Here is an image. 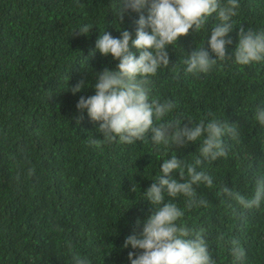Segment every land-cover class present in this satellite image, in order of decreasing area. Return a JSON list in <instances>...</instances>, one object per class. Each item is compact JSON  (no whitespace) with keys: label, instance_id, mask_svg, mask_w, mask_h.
<instances>
[{"label":"trees","instance_id":"16d2710c","mask_svg":"<svg viewBox=\"0 0 264 264\" xmlns=\"http://www.w3.org/2000/svg\"><path fill=\"white\" fill-rule=\"evenodd\" d=\"M238 2L227 55L234 53L241 25L264 32V0ZM120 3L0 0V264H75L74 254L90 264H131L128 253L143 250L124 247V238L142 230L144 210L151 205L144 191L174 154L182 164L200 158L197 171L213 180L211 188L194 186L196 199L206 200V207L189 209L187 197L165 193V202L184 212L178 226L193 235L203 229L206 242L216 244L219 264H233V239L245 250L243 264H264V200L248 209L233 197L217 195L226 185L251 199L256 181L264 177V125L256 119L264 108V61L240 65L232 55L217 60L207 73H187L184 61L195 48L208 47L211 29L221 23L214 13L201 30L190 29L169 46V66L148 77L149 100L176 105L164 121L183 113L194 125L217 119L236 130L235 137H222L227 158L204 160L203 137L183 147L154 144L151 131L131 144L119 138L106 142L99 123L76 105L81 96L95 95L99 72L118 70V60L96 49L98 37L107 32L119 38L128 30L135 39L136 21L141 12L148 15L147 7L128 9L121 20ZM83 25L92 27L89 34H73ZM131 51L139 57L140 50ZM81 80L86 86L73 94L71 88ZM169 175L180 179L178 170Z\"/></svg>","mask_w":264,"mask_h":264},{"label":"clouds","instance_id":"9594fccd","mask_svg":"<svg viewBox=\"0 0 264 264\" xmlns=\"http://www.w3.org/2000/svg\"><path fill=\"white\" fill-rule=\"evenodd\" d=\"M148 8L145 17L141 12ZM238 0H227L222 5L221 0H121L119 18L123 20V13L128 9L141 12L136 21L138 27L136 38L130 31L122 30L119 38L103 32L98 37L96 49L102 55L111 54L119 61L118 70L105 68L98 73L94 85L95 95L87 98L81 96L77 109L83 112L87 109L88 116L99 123L98 131L103 134V140L131 144L143 140L151 131L154 144L171 143L176 147H183L195 143L203 137L199 148L204 160L214 161L219 157L227 158V150L222 137L226 134L236 135V130L228 123L213 119L207 123L201 120L193 124L191 117L181 113L176 118L164 121L163 118L176 105L171 101L161 104L157 100H149V90L146 85L148 77L155 76L160 67L170 64L168 47L173 46L181 36H187L192 31L201 30L212 14H217L220 24L211 29L207 40L208 47L194 49L184 61L187 73H207L217 63L232 55L235 63L248 65L253 62L264 61V32L256 33L240 26L239 41L232 55L226 54V45L232 41L228 33L233 25L231 18L237 14ZM89 25H83L73 34L87 35ZM145 29H150L146 31ZM72 34V35H73ZM140 50L137 58L131 48ZM215 54V59L210 55ZM139 78V79H138ZM86 86L84 80L71 88L73 94ZM256 119L264 125V108L258 109ZM187 121L182 124V121ZM155 121H161L156 124ZM92 144L100 147V140L93 139ZM202 160L197 158L194 164H182L176 154L166 159L160 165V175L144 192L151 205L145 208V221L141 231H133L125 236L124 247L143 250L141 254L129 252L131 264H219V252L216 244L209 239L207 242L202 233L203 229L193 233L185 226L176 223L184 212L171 200L165 202V193L170 198L184 195L188 198L186 207L207 206L204 199H196V188L201 183L209 188L213 186L212 177L204 171H197ZM187 169L188 179L185 180ZM179 172V180L169 174ZM183 181V182H181ZM135 191V187L132 189ZM218 196L235 198L243 207L259 208L264 200V177L256 181L253 198L246 199L238 192H233L223 185ZM139 223V222H138ZM192 237V238H189ZM233 264H243L245 250L238 240L231 241ZM135 256V258H133ZM75 264H90L86 257L73 255Z\"/></svg>","mask_w":264,"mask_h":264}]
</instances>
